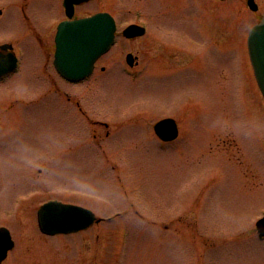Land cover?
Masks as SVG:
<instances>
[{"label": "rangeland", "instance_id": "1", "mask_svg": "<svg viewBox=\"0 0 264 264\" xmlns=\"http://www.w3.org/2000/svg\"><path fill=\"white\" fill-rule=\"evenodd\" d=\"M6 1L12 4L0 38H17L20 62L0 81V225L15 243L2 264H264V238L255 228L264 212V98L246 44L264 0H256L257 11L245 0L80 6L79 13L102 6L122 22L151 26L150 35L121 41L99 61L107 71L98 68L67 89L87 114L108 122L95 138L75 100L51 88L56 82L66 89L48 67L50 3L28 6L35 36L16 0ZM164 26L188 52L160 49L151 37ZM129 49L141 56L140 72L119 62ZM166 116L179 135L164 143L153 123ZM50 199L105 220L45 235L36 214Z\"/></svg>", "mask_w": 264, "mask_h": 264}, {"label": "water", "instance_id": "2", "mask_svg": "<svg viewBox=\"0 0 264 264\" xmlns=\"http://www.w3.org/2000/svg\"><path fill=\"white\" fill-rule=\"evenodd\" d=\"M80 1L82 0L65 1L70 15L73 3ZM247 3L252 10L257 9L254 0H247ZM114 30V20L107 12L60 23L56 35L54 59L57 69L70 79L85 77L91 72L95 59L109 49L114 39ZM142 32L143 29L135 24L129 25L124 30V33L130 37ZM248 50L256 79L264 95V15L250 30ZM14 66L15 57L8 54L5 62L0 60V73ZM154 128L164 140H171L178 133L175 120L170 117L159 120ZM99 221L100 218L90 209L58 200L47 201L38 210L41 231L51 235L85 229ZM255 226L259 236H264V215L256 221ZM13 245L10 231L6 227H0V264Z\"/></svg>", "mask_w": 264, "mask_h": 264}, {"label": "flooded vegetation", "instance_id": "3", "mask_svg": "<svg viewBox=\"0 0 264 264\" xmlns=\"http://www.w3.org/2000/svg\"><path fill=\"white\" fill-rule=\"evenodd\" d=\"M31 1L32 0H16L15 1V5L20 8V10H21V12H22V14L24 16V19L26 20V22L29 25L30 33L34 34L35 36H39V33L36 30V27L31 23L30 18L27 15V9H28V6L31 3ZM38 1H40V0H38ZM95 1L97 2V1H102V0H86V1L81 2L79 4H75L74 5V14H73L72 18L74 19V18L81 17V16H88V15L94 14V13L99 12V11H109L114 16V19H115V22H116V31H115V38H114V42H113L112 46L110 47V49L106 53L101 55L95 61L94 68H93L92 72L90 73V75L87 76V77L78 79V80H70V79H67L66 77L62 76L60 73H58L57 70L55 69L54 65H53L55 44H54V49H53V52H52V57H50V54L48 56V60H49L48 67L52 70V72H54V74H56L58 76V79H61L62 81H64V84L66 86V89H61V88H59V86H57L58 84H56V82H53L51 88L52 89L54 88V90L57 91V92L59 91L58 92L59 96H61V98H63L64 100H69L71 103L73 102V100H75L74 104L77 106V108H78L81 116L83 117L84 121H86L87 124H89L91 127H94V128H92L93 131H95L93 133V137L94 138L97 137L96 130L98 128H100V127H103V128L104 127H109L108 122L103 121V120H99L97 118L96 119L92 118L89 114H87L85 112L86 110H84L83 105L77 101V100H81V99L70 95L69 91L67 89L71 85L83 82L84 80H86L89 77L93 76L96 73L98 68H100L101 72L107 71L106 65L99 64V61H101V59L105 55L110 53L118 44H120L121 41H123L126 44L132 45L133 42H135L138 39H140L146 33L148 35H150V33H151V26L148 24V27L146 25V32L144 34L138 35V36H135V37H126L123 34V30H124V28L126 26H128V25H130L132 23L143 25V23L142 22H136V21H125V22H122L120 20V18L112 10L104 9L102 6H100V7H95V6L92 7L91 6V8H89L88 10H86V11H84L82 13H79L78 8L80 6L93 4V3H95ZM48 2L50 3L49 4V8H48L49 11L53 10L55 12L52 13L50 16H48L47 25L50 26V27L54 25V34L53 35H55L58 23L63 21V20H67L68 16L66 14V8H65V5H64V0H48ZM8 4L11 5L12 3L9 2V1H6V0H3L2 2H0V20L3 18L4 14L6 12V9L9 6ZM194 5H195V8H196V0H194ZM195 21H196V18H195ZM167 30L168 29L164 26L163 32H160V33H162V34H160V37H154V38L151 37V39H153L156 43H158V45L160 46V49L162 51H164V53L169 52V50L171 48L175 49L178 45L180 46V49H182L181 47H183L182 52H188L189 48H187L186 45H185V42H183L184 39L178 40V39L170 38L168 36V33H166ZM1 35H2V37L0 38V60L2 62H5L7 60L8 54L12 53V54H15L17 56L18 64L11 71L0 73V81L5 79L7 76H9L10 73L14 72L19 67V62H20L18 53L16 51L15 42H13V41H16L17 38L14 37L10 33L6 34V35H9V36H5V34H1ZM194 41L196 42V39ZM53 43H54V36H53ZM129 53L132 56H130L128 58V54ZM119 62L129 72L130 71H134V70H138V72H140V70H141L139 68V66L141 65V62H142L141 56H140V54L137 51H134L132 49L131 50L129 49V50L125 51L123 53V59H120ZM144 70H146V69L142 68V72ZM251 74H253L252 69H251ZM253 77H254V75H253ZM255 84L257 86V83H255ZM38 95L39 96L36 99H40L41 96H42V94H40V93ZM106 133L108 134V131ZM97 143H98V141H97Z\"/></svg>", "mask_w": 264, "mask_h": 264}, {"label": "bare ground", "instance_id": "4", "mask_svg": "<svg viewBox=\"0 0 264 264\" xmlns=\"http://www.w3.org/2000/svg\"><path fill=\"white\" fill-rule=\"evenodd\" d=\"M247 0H245V2H246ZM246 4H247V2H246Z\"/></svg>", "mask_w": 264, "mask_h": 264}]
</instances>
